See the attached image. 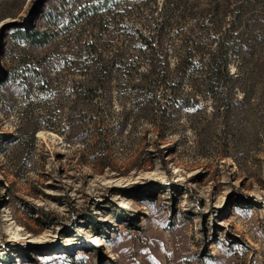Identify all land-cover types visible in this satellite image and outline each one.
I'll list each match as a JSON object with an SVG mask.
<instances>
[{
    "label": "rangeland",
    "instance_id": "374dc122",
    "mask_svg": "<svg viewBox=\"0 0 264 264\" xmlns=\"http://www.w3.org/2000/svg\"><path fill=\"white\" fill-rule=\"evenodd\" d=\"M239 2L0 0V264H264V0Z\"/></svg>",
    "mask_w": 264,
    "mask_h": 264
},
{
    "label": "trees",
    "instance_id": "16d2710c",
    "mask_svg": "<svg viewBox=\"0 0 264 264\" xmlns=\"http://www.w3.org/2000/svg\"><path fill=\"white\" fill-rule=\"evenodd\" d=\"M107 1V0H106ZM248 4V0H240L238 5H236V13L233 16V21L236 22L240 15L242 14V10L245 4ZM234 25H232L233 27ZM48 38L42 39L40 44H45L48 42ZM153 41H148L147 46L153 50ZM230 42H225V40L218 41L216 49L213 50V52L209 55V62L207 65V72L205 75V83L207 85L208 90L210 91L211 97L216 101L220 100L218 93L220 88L223 86L225 79L230 78L231 76L228 74L227 70V64H228V55L230 51ZM189 67V64H186L183 66V71L186 70ZM154 71H151V74H153ZM108 72H102L99 70L94 71L92 82L88 84H83L76 82L77 86H82L83 91L87 92L91 98L95 96V92L97 91V87L100 86L103 82H106L108 79ZM38 82V81H37ZM139 84H136L135 87H138ZM43 90H49L50 85L47 84L46 87H41ZM77 94L79 93L76 89Z\"/></svg>",
    "mask_w": 264,
    "mask_h": 264
},
{
    "label": "bare ground",
    "instance_id": "6f19581e",
    "mask_svg": "<svg viewBox=\"0 0 264 264\" xmlns=\"http://www.w3.org/2000/svg\"><path fill=\"white\" fill-rule=\"evenodd\" d=\"M41 135H43L41 132H40Z\"/></svg>",
    "mask_w": 264,
    "mask_h": 264
}]
</instances>
